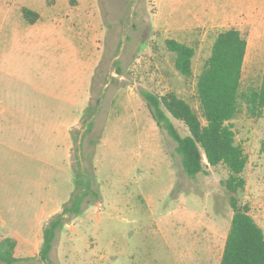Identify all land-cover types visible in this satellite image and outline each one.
Here are the masks:
<instances>
[{
  "label": "rangeland",
  "instance_id": "374dc122",
  "mask_svg": "<svg viewBox=\"0 0 264 264\" xmlns=\"http://www.w3.org/2000/svg\"><path fill=\"white\" fill-rule=\"evenodd\" d=\"M22 8L38 20L26 23ZM231 28L247 40L242 88L257 87L264 0H0V241L17 242V264H46L43 231L75 173L98 199L64 216L52 264L220 263L232 218L227 170L187 177L142 92H172L201 116L197 76ZM167 39L195 50L190 79ZM231 124L248 157L236 197L264 233V112L254 118L240 101Z\"/></svg>",
  "mask_w": 264,
  "mask_h": 264
},
{
  "label": "trees",
  "instance_id": "16d2710c",
  "mask_svg": "<svg viewBox=\"0 0 264 264\" xmlns=\"http://www.w3.org/2000/svg\"><path fill=\"white\" fill-rule=\"evenodd\" d=\"M22 15L29 25L39 18L37 13L26 8H22ZM165 46L175 55V70L190 79L195 50L173 39H167ZM246 51L247 40L239 30L231 28L217 34L210 56L196 81V97L201 116L172 92L162 96L142 92L157 127L176 144L181 168L187 177L206 175L207 167L223 166L227 170L228 176L223 187L230 195L232 218L219 264H264L263 230L250 215L249 205H240L236 197L245 187L243 172L248 157L235 142L231 121L238 113L240 101L254 118L261 117L264 112V72L257 87L242 88ZM170 118L181 122L188 134L181 136ZM87 197L98 199L97 193L75 173V189L69 201L64 204L61 213L50 218L43 231L40 257L46 264H52L49 254L56 232L64 227V216L67 213L80 215ZM16 247L17 242L11 238L0 241V264L20 262L14 253Z\"/></svg>",
  "mask_w": 264,
  "mask_h": 264
}]
</instances>
